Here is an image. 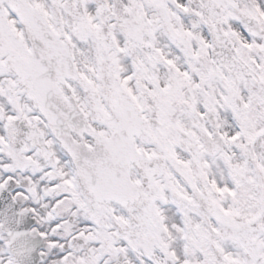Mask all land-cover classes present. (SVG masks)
<instances>
[{
  "label": "snow or ice",
  "instance_id": "6c2138e0",
  "mask_svg": "<svg viewBox=\"0 0 264 264\" xmlns=\"http://www.w3.org/2000/svg\"><path fill=\"white\" fill-rule=\"evenodd\" d=\"M0 264H264V0H0Z\"/></svg>",
  "mask_w": 264,
  "mask_h": 264
}]
</instances>
